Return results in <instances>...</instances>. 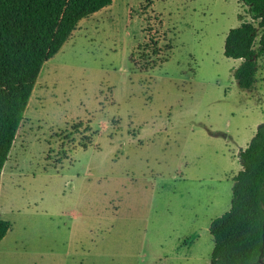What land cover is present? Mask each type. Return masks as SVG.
I'll use <instances>...</instances> for the list:
<instances>
[{
  "label": "rangeland",
  "instance_id": "374dc122",
  "mask_svg": "<svg viewBox=\"0 0 264 264\" xmlns=\"http://www.w3.org/2000/svg\"><path fill=\"white\" fill-rule=\"evenodd\" d=\"M236 0H112L41 67L0 178V264H210L264 123L233 77ZM2 180V182H1ZM257 264H264V255Z\"/></svg>",
  "mask_w": 264,
  "mask_h": 264
},
{
  "label": "trees",
  "instance_id": "16d2710c",
  "mask_svg": "<svg viewBox=\"0 0 264 264\" xmlns=\"http://www.w3.org/2000/svg\"><path fill=\"white\" fill-rule=\"evenodd\" d=\"M252 23L231 29L224 56L241 63L237 86L256 83L257 59L264 57V0H236ZM112 0H0V178L28 101L44 63L68 41L79 22L109 7ZM264 86V77L262 79ZM241 171L233 178L230 210L213 220L210 264H257L264 255V123L239 152ZM11 225L0 220V242Z\"/></svg>",
  "mask_w": 264,
  "mask_h": 264
},
{
  "label": "bare ground",
  "instance_id": "6f19581e",
  "mask_svg": "<svg viewBox=\"0 0 264 264\" xmlns=\"http://www.w3.org/2000/svg\"><path fill=\"white\" fill-rule=\"evenodd\" d=\"M3 171H4V170H2V172H1V177H2V178H3ZM1 182H2V180H1Z\"/></svg>",
  "mask_w": 264,
  "mask_h": 264
}]
</instances>
